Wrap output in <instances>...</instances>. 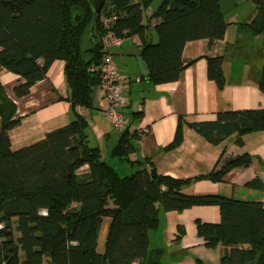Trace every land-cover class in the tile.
I'll use <instances>...</instances> for the list:
<instances>
[{"label": "trees", "instance_id": "16d2710c", "mask_svg": "<svg viewBox=\"0 0 264 264\" xmlns=\"http://www.w3.org/2000/svg\"><path fill=\"white\" fill-rule=\"evenodd\" d=\"M153 1L106 0L94 25L87 0H0V68L21 77L15 97L28 96L47 78L52 63L64 60L67 100L75 116L44 139L13 151L10 131L20 118L0 82V264H162L164 251L150 248L160 211L182 212L195 205L220 207V223L196 222L208 248L223 245L220 264H264L262 202L183 191L199 180L224 181L234 168L248 167L251 155L220 160L207 175L176 179L159 174L148 158L131 160L139 132L130 126L109 152V158L130 165L131 173L121 176L89 139L87 120L77 112L78 107L93 109L100 90L103 11L117 15L113 29L118 36L141 37L148 78L156 84L178 80L194 62L182 58L187 42L213 44L226 35L229 23L221 0H163L149 18L161 19L154 28L157 41L147 39L144 13ZM249 1L258 8L250 27L262 33L264 0ZM208 75L224 87L222 58H208ZM260 87L264 90V72ZM190 126L215 144L235 134L243 145L244 135L264 130V109L219 112L215 120ZM84 167L87 171L80 173ZM249 185L264 190L260 179ZM105 218L111 221L101 253Z\"/></svg>", "mask_w": 264, "mask_h": 264}, {"label": "crops", "instance_id": "0c3cea01", "mask_svg": "<svg viewBox=\"0 0 264 264\" xmlns=\"http://www.w3.org/2000/svg\"><path fill=\"white\" fill-rule=\"evenodd\" d=\"M225 2L223 11L229 23L225 37L213 44L206 39L187 42L182 58L186 63L194 62L174 82L156 84L148 78L139 35L124 37L122 46L113 50L129 99L124 112L131 120V129L139 132V137L134 140L136 151L130 158H148L154 162L159 174L190 179L209 174L220 160L249 154L253 157L252 163L248 167L234 168L224 181L199 180L183 191L192 195L258 201L264 205V190L249 185L253 179H260L264 184V130L244 135L243 145L236 143L235 134L215 144L190 126L191 123L215 120L219 112L264 109V90L260 87L264 72V31L255 33L250 27L258 8L249 0ZM157 5L152 3L144 13V23L149 26L145 36L154 42L157 41L154 28L161 19L149 18ZM103 15L104 11L101 17ZM209 57L222 58L225 85L221 89L208 75ZM20 81L18 74L0 68V82L8 97L16 103V114L20 118L19 125L10 131L13 151L44 139L49 132L66 126L75 117L67 100L64 60L54 61L47 78L34 85L28 96L18 99L14 87ZM105 106L103 94L98 90L95 107H78L77 112L87 120L89 139L100 147L103 157L109 158L110 149L121 132L103 116ZM141 111V117L134 114ZM140 129L147 131L140 132ZM86 171L87 167H84L80 173ZM197 220L220 223V207L195 205L182 212L160 211L158 227L150 231V248L164 251L162 264H220L223 245L208 248L204 238L198 235ZM110 221L105 218L102 223L98 242L101 253L105 249Z\"/></svg>", "mask_w": 264, "mask_h": 264}, {"label": "built area", "instance_id": "2783aa9c", "mask_svg": "<svg viewBox=\"0 0 264 264\" xmlns=\"http://www.w3.org/2000/svg\"><path fill=\"white\" fill-rule=\"evenodd\" d=\"M116 20L117 15L114 14H104L101 17L104 56L100 64V90L106 102V106L102 110L103 116L116 131L123 132L131 126V120L124 112L129 104V99L125 93L124 77L113 53L115 48L121 47L123 44V38L118 36L113 29ZM139 131L146 132L147 129Z\"/></svg>", "mask_w": 264, "mask_h": 264}, {"label": "rangeland", "instance_id": "374dc122", "mask_svg": "<svg viewBox=\"0 0 264 264\" xmlns=\"http://www.w3.org/2000/svg\"><path fill=\"white\" fill-rule=\"evenodd\" d=\"M163 0H154L153 1V5L155 6L156 4L157 7L161 4ZM225 0L222 1V8L223 10L225 11ZM109 159V162L112 163L113 167H115L118 171V173L121 175V176H126V175H129L131 173V167L129 164H126V163H121L120 161H118L117 159H112V158H108ZM19 234L16 232V236H18ZM106 241V239H105ZM102 248V247H101Z\"/></svg>", "mask_w": 264, "mask_h": 264}, {"label": "water", "instance_id": "95a60500", "mask_svg": "<svg viewBox=\"0 0 264 264\" xmlns=\"http://www.w3.org/2000/svg\"><path fill=\"white\" fill-rule=\"evenodd\" d=\"M106 0H87L88 5L93 10V16H94V25L97 22V19L99 17V14L105 4ZM78 19V18H76ZM94 25L92 27V31H94Z\"/></svg>", "mask_w": 264, "mask_h": 264}]
</instances>
